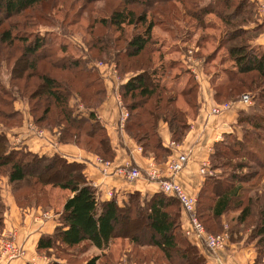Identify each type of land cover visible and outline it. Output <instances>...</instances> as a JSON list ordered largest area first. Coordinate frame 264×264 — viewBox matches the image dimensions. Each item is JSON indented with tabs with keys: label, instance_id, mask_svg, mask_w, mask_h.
Segmentation results:
<instances>
[{
	"label": "trees",
	"instance_id": "1",
	"mask_svg": "<svg viewBox=\"0 0 264 264\" xmlns=\"http://www.w3.org/2000/svg\"><path fill=\"white\" fill-rule=\"evenodd\" d=\"M100 2L106 15L97 17L93 8ZM255 14L252 0H0V177L22 208L48 210V187L70 192L52 232L35 244L36 253L52 257L47 264H111L110 253H82L89 246L105 250L114 238L128 240L124 254L132 264H205L182 233L175 196L158 191L141 197L134 191L121 204L113 197L100 200L82 163L9 145L6 132L21 123L13 106L20 99L33 123L54 130L59 143L111 160L113 150L95 113L105 95L96 62L113 64L124 79L118 86L128 111L124 129L141 153L163 164L169 149L157 134L158 121L180 143L198 103L192 73L179 59H162V52L184 53L192 33L208 28L217 33L194 37L191 55L209 73L207 65L217 59L220 67L209 77L213 99L233 102L248 93L252 103L237 111L239 136L224 133L213 143L196 214L206 231L251 244L250 264H264V46L252 42L262 31ZM42 25L48 31L38 32ZM153 27L179 42L159 52ZM74 32H82L81 45L67 41L65 34ZM209 39L213 47L206 50ZM176 67L182 68L172 82L184 79L183 86L165 81ZM3 210L0 198V233Z\"/></svg>",
	"mask_w": 264,
	"mask_h": 264
},
{
	"label": "crops",
	"instance_id": "2",
	"mask_svg": "<svg viewBox=\"0 0 264 264\" xmlns=\"http://www.w3.org/2000/svg\"><path fill=\"white\" fill-rule=\"evenodd\" d=\"M252 42L264 45V34H259ZM187 47L188 49L184 53H174H178L177 57L180 62L192 73L197 82V111L193 117L188 119L189 128L180 143L174 142L173 145H170L171 140L165 122L158 121L156 131L162 145L169 149V154L165 160L174 158L178 154H184L187 158L181 170L173 175L164 171L163 178L177 184L186 194L196 197L204 176L198 172L200 163L204 160L207 161L213 143L220 140L222 134L232 132L238 134L235 126L236 114L244 105L237 100L229 101L231 102L229 109L218 114L209 112L210 108L218 103L212 96L213 91L209 83L210 73L202 68L200 59L191 55V49L193 48L194 51L196 47L193 45ZM97 70L102 76L105 95L102 102L96 107L95 113L105 128L109 145L113 150V157L108 160L109 165L105 169L99 164L98 159L100 157L97 155L68 142L59 143L56 138L57 133H54V130L48 131L45 128L37 127L28 113L26 102L20 99L15 100L13 106L20 111L22 119L19 126L6 132L9 145H20L32 152L44 155L58 153L67 160L82 163L83 174L97 189L100 200L113 197L118 204H121L134 191L138 192L141 197H148L159 191L156 181L147 180L144 176L128 181L123 176L113 172L116 167H132L142 172L147 162L152 160V155L141 153L135 141L127 135L124 126L121 131H117L118 86L124 79L120 80L116 74L110 72L107 64L98 65ZM28 123L31 125L28 126ZM47 189L50 193L51 204L48 210L43 211L39 207L22 208L15 204L5 177H0V198L4 206L3 226L0 234L8 231L15 232L14 240L23 248V254L7 264H47L51 261V256L35 252V244L41 234L52 232L56 224L57 211L61 208L64 198L70 195V192L56 187L51 189L48 187ZM42 212H47L48 216L42 218L40 215ZM179 221L182 233L185 229H189L187 214L180 206ZM186 238L198 247L205 258V264H250L255 255L251 244L243 245L241 241L231 243L228 241L227 234L222 244L214 250L208 249L194 235L186 236ZM129 247L128 240L114 238L107 249L98 250L89 246L82 255L92 256L110 253L112 256L111 264H130L131 262L124 254Z\"/></svg>",
	"mask_w": 264,
	"mask_h": 264
},
{
	"label": "built area",
	"instance_id": "3",
	"mask_svg": "<svg viewBox=\"0 0 264 264\" xmlns=\"http://www.w3.org/2000/svg\"><path fill=\"white\" fill-rule=\"evenodd\" d=\"M256 6V12L258 20L262 26V33L264 34V0H252ZM101 62H96V66L101 65ZM110 72L116 74L113 64L109 65ZM117 75V74H116ZM243 105L250 104V96L248 93H242L238 100ZM117 105L119 108V115L117 120V131H121L125 124V120L128 116V111L118 97ZM231 102L226 101L222 103H215L209 110L211 114H218L222 111L229 109ZM31 124L28 123V126ZM174 142L171 141L170 145ZM186 156L184 154H178L176 157L166 160L163 164H156L153 160L147 162L146 166L142 170L132 167H116L113 172L123 176L126 180L132 181L139 177L144 176L147 180L156 181L159 191L166 195L175 196L180 208L187 214V220L189 223V229H185L183 234L186 236L194 235L199 238L203 244L210 250H214L219 247L226 237V232L213 234L206 231L197 218L196 214V197L188 195L180 189V187L170 180L163 178V172L167 171L170 175L181 170L186 163ZM99 164L105 169L109 165L108 160L98 159ZM104 171V170H103ZM198 172L201 175L210 173L208 169V162L202 161L199 165ZM41 217H47V212H42ZM15 232L8 231L0 234V264H7L9 261L20 257L23 254V248L18 245L15 240ZM264 262V259H263ZM132 264V263H131Z\"/></svg>",
	"mask_w": 264,
	"mask_h": 264
},
{
	"label": "rangeland",
	"instance_id": "4",
	"mask_svg": "<svg viewBox=\"0 0 264 264\" xmlns=\"http://www.w3.org/2000/svg\"><path fill=\"white\" fill-rule=\"evenodd\" d=\"M110 2H112V0H110ZM95 5H94V8H93V10H95V13H94V15L95 16H105L106 15V13L103 11V9H102V3L100 2V3H94ZM58 14V13H57ZM256 16V19L258 18V15H257V12H256V14H255ZM207 19H210L209 18V16H207ZM177 23V22H176ZM256 24L257 25H259V22L258 21H256ZM49 29V28H48ZM37 31L38 32H40V33H42V32H44V31H48L47 30V28H45V25H42V26H38L37 27ZM153 33H154V36L156 37V42H157V48H159L158 50H159V52L160 51H164V50H166L167 51V49L170 47V46H173V45H175L176 43H178L179 42V40H178V38L176 39V40H174L173 38H171L167 33H165V32H163L160 28H158V27H153ZM214 31H216V33H217V30L216 29H211V28H208V29H204L203 31H201L200 33L198 32V34H197V32L195 31L194 33H192L193 35H192V37H191V41H189V42H187L186 43V45L188 46V45H192L193 43H194V37H196L195 38V40L197 39V37L199 36V34H201V33H213ZM262 33V31L260 32V34ZM196 34H197V36H196ZM66 36V39H67V41L68 42H71V43H73V44H75V45H77V44H79V45H81V35H82V32H74V33H72V34H69V35H67V34H65ZM180 35H178L177 34V37H179ZM262 45V44H261ZM186 46V47H187ZM264 46V45H263ZM76 47V46H75ZM206 48V50H210V49H212V47H213V41L211 40V39H209V40H207V42H206V46H205ZM77 48V47H76ZM81 51H83L84 53H85V46L83 47V46H80V48H79ZM191 49V48H190ZM193 49V48H192ZM159 52H155V53H153V58H154V61H156L157 62V55H159ZM77 53H79V54H83L82 52H80V51H77ZM177 55H178V53H174V52H171V53H164V52H162V59H164V60H168V59H172V58H175V61H178V57H177ZM161 57V56H160ZM158 63V62H157ZM217 63V59H215L214 60V62L212 63V64H208L207 65V67H209L208 68V71H210V73H212L213 71H216V69H218V67H220V66H217V65H215ZM182 64V63H181ZM183 65V64H182ZM182 67H176V68H174V69H172V70H170V72H169V75H168V77H166L165 78V81H167L168 83H172V84H174V86L175 87H179V85L180 86H183V84H184V79H176L175 81H173L172 82V80H173V77H174V75L175 74H177V72L179 71V69H181ZM209 73V72H208ZM250 103H252V95H250ZM245 106V105H244ZM20 107H21V105H20ZM239 130V128L237 129V131ZM262 133V132H261ZM236 135V134H235ZM238 136H239V131H238V134H237ZM263 171H264V169H263ZM211 233V232H210ZM214 234V233H213ZM216 234H219V233H216ZM154 264V263H153Z\"/></svg>",
	"mask_w": 264,
	"mask_h": 264
}]
</instances>
